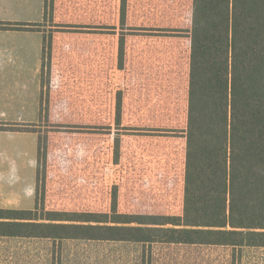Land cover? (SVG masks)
Masks as SVG:
<instances>
[{"label":"trees","instance_id":"1","mask_svg":"<svg viewBox=\"0 0 264 264\" xmlns=\"http://www.w3.org/2000/svg\"><path fill=\"white\" fill-rule=\"evenodd\" d=\"M47 19L90 148L41 180L39 137L36 207L0 210V237L264 248V0H47Z\"/></svg>","mask_w":264,"mask_h":264},{"label":"rangeland","instance_id":"2","mask_svg":"<svg viewBox=\"0 0 264 264\" xmlns=\"http://www.w3.org/2000/svg\"><path fill=\"white\" fill-rule=\"evenodd\" d=\"M43 26L45 40L50 35V21L47 19ZM52 56V51L47 48L42 77V118L33 128L41 139L47 136L48 143L49 133L56 132L50 134L45 164L40 161L41 180L47 172V180L58 179L63 168L72 164L77 155L84 158L90 148V143L82 141L79 134L70 133L72 128L69 129L67 123L77 122L78 119L69 118L71 111L65 102L69 103V100L65 94L59 93L64 88L65 77L59 58ZM40 147L42 152V145ZM41 191L42 183L37 182L30 209L36 207L35 199L37 203V194ZM0 247H3L0 264H264V248L249 247L238 250L217 246L66 241L61 246L54 245L53 249L49 241L25 239L14 240L7 245L0 243Z\"/></svg>","mask_w":264,"mask_h":264},{"label":"crops","instance_id":"3","mask_svg":"<svg viewBox=\"0 0 264 264\" xmlns=\"http://www.w3.org/2000/svg\"><path fill=\"white\" fill-rule=\"evenodd\" d=\"M45 10V0H0V210H33L39 164L33 128L42 118ZM19 239L55 245L16 237H0V243Z\"/></svg>","mask_w":264,"mask_h":264}]
</instances>
